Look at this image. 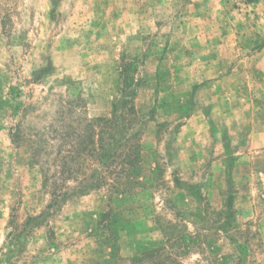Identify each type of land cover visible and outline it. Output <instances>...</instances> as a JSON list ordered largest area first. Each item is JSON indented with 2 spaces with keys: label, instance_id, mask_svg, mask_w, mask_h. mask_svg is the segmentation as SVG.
<instances>
[{
  "label": "rangeland",
  "instance_id": "obj_1",
  "mask_svg": "<svg viewBox=\"0 0 264 264\" xmlns=\"http://www.w3.org/2000/svg\"><path fill=\"white\" fill-rule=\"evenodd\" d=\"M263 47L264 0H0V264H264ZM125 84L126 186L53 196Z\"/></svg>",
  "mask_w": 264,
  "mask_h": 264
},
{
  "label": "trees",
  "instance_id": "obj_2",
  "mask_svg": "<svg viewBox=\"0 0 264 264\" xmlns=\"http://www.w3.org/2000/svg\"><path fill=\"white\" fill-rule=\"evenodd\" d=\"M132 89L127 84L122 87V97L110 117L89 121L79 129L69 127L64 132L61 141L70 147L60 150L59 164L57 159L43 171L46 187L50 181L58 182L53 196L68 195V181L75 182L79 189L91 185V190H99L109 185L117 192L126 186L125 179L127 183V176L134 173L141 161V120L134 102L136 92ZM56 134L59 136L61 132ZM91 166L97 167L93 170L95 175L91 174ZM171 240L175 241L168 239Z\"/></svg>",
  "mask_w": 264,
  "mask_h": 264
},
{
  "label": "crops",
  "instance_id": "obj_3",
  "mask_svg": "<svg viewBox=\"0 0 264 264\" xmlns=\"http://www.w3.org/2000/svg\"><path fill=\"white\" fill-rule=\"evenodd\" d=\"M178 2L182 1V0H177ZM210 2L215 1V0H209ZM184 6H196L198 5V3L195 2H188V3H183ZM258 54L263 57L264 60V47L258 52Z\"/></svg>",
  "mask_w": 264,
  "mask_h": 264
}]
</instances>
